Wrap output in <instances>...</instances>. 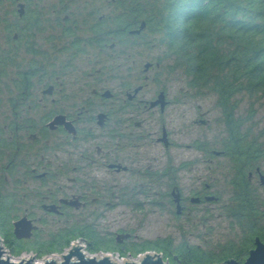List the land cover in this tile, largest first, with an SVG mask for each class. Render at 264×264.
<instances>
[{
	"label": "flooded vegetation",
	"instance_id": "obj_1",
	"mask_svg": "<svg viewBox=\"0 0 264 264\" xmlns=\"http://www.w3.org/2000/svg\"><path fill=\"white\" fill-rule=\"evenodd\" d=\"M16 2L17 12L24 5L21 17L18 12L21 30L9 29L7 69L0 71L7 93L3 106L0 102V178L4 176L10 204L4 219L19 247L36 255L73 247L134 253L147 242H139L125 227L113 230L104 223L117 209H123L122 216L127 210L140 212L142 192L153 189L149 195L156 197V188H162V202L149 204L166 208L175 234L152 244L165 245L178 264H184L177 255L182 250L216 253V247L191 246L186 239L195 226L213 233L215 221L224 217L241 234V242L232 246L234 256L224 261L245 264L250 251H256V237L264 245V137L239 138L247 151L236 157L227 113L217 105L226 131L219 143L197 141L192 146L200 152L197 158L166 155L160 169L152 164L156 158H149L154 145L167 153L178 148L173 135L179 128H168L162 119L171 124L172 117L180 118L181 135H186L185 123L207 127L212 113L171 102L163 87L152 98H141L147 83L140 85L135 48L150 32L162 33L150 31L147 20L134 13L142 2L159 0H55L34 10L30 0ZM20 49L26 59L18 70L14 58ZM117 60L132 63L125 77L117 74L118 66L107 65ZM154 67L160 65L148 63L145 73ZM221 159L228 168L223 186L204 173L205 162ZM194 171L189 188L187 174ZM133 176L138 182L130 181ZM21 220L32 232L19 240L13 224ZM173 237L181 243L174 246Z\"/></svg>",
	"mask_w": 264,
	"mask_h": 264
},
{
	"label": "trees",
	"instance_id": "obj_2",
	"mask_svg": "<svg viewBox=\"0 0 264 264\" xmlns=\"http://www.w3.org/2000/svg\"><path fill=\"white\" fill-rule=\"evenodd\" d=\"M135 15L146 19L150 31L162 33L166 58L173 57L171 71L182 70L188 86L217 95L218 105L227 113L229 132L235 137L232 150L236 157L247 151L241 133V121L234 110L241 94L264 99V0H159L144 4ZM127 23V20H125ZM5 54V53H4ZM6 55L1 59L5 69ZM4 176L0 178V228L5 246L16 256L27 250L19 247L10 234V221L5 220L9 199ZM164 244V243H163ZM69 245V244H68ZM90 253L115 252L94 247ZM156 251L164 260L178 264L166 246L147 244L135 255ZM61 252V251H60ZM124 257L126 252H115ZM54 253H42L49 255ZM131 254V253H130ZM184 264H216L234 256L232 246L221 253L204 254L198 250H182L177 254Z\"/></svg>",
	"mask_w": 264,
	"mask_h": 264
},
{
	"label": "rangeland",
	"instance_id": "obj_3",
	"mask_svg": "<svg viewBox=\"0 0 264 264\" xmlns=\"http://www.w3.org/2000/svg\"><path fill=\"white\" fill-rule=\"evenodd\" d=\"M54 1L55 0H30V3L31 8L34 10V8L36 7L44 9L48 4H51ZM21 24L22 21L20 20L17 12V2L15 0H0V65L1 59L5 55L4 53L7 50L8 45H10L9 37H7L9 29L11 28V30L13 31L12 33L18 32L21 30ZM144 38L140 39L139 46L135 48L136 51H139L140 55L138 67L136 68V72L140 74V85H145L147 83V87L141 93V98L143 96L146 100H148L155 95L157 90L163 87V89L167 90V92L169 93V99L171 102L188 103L190 107L194 108L202 106L204 111L211 110L212 112L211 116H209V119H211L210 125L207 127H197L193 124L187 126V123H185V130L187 129L186 135H181L180 126H178V123H181L183 120H181L180 118L177 119L176 117H172L171 125L168 123L167 119H162V122L167 124V127L170 129H174L173 126H177V128H179V132L176 129L175 134L173 133V139L174 142H176V144L178 145V148L172 149L171 153L165 152L164 148H161L157 145H154L153 149L151 150V155L149 156V158L150 160H153V157H155L156 159L152 164L154 167L160 169L164 165L166 155L173 154V156H179L180 158L178 159L187 158L190 161L194 160L193 158H197V156L200 155L199 151L197 152L196 149L192 148V146L195 145L197 141L202 144L211 140L214 141V144L219 143L222 138L225 137L226 131L224 120L220 115V108L217 106V95L208 90H202V92L199 94H195L196 91L194 90L187 91V88L189 86L187 85L188 82L182 70H176L173 72L169 69V66L172 65L174 61L173 57L166 58L165 52L167 49L164 45H162L163 43L160 41L162 38V34H154L150 32ZM23 59H26V57L24 56L23 51L20 49L16 53V57L14 58V64L18 70L21 69L20 61H22ZM148 63H151L154 66H156V64H159L160 67H154V69L147 74L144 70L145 66ZM107 65L118 66L117 69L119 73L117 72V74L119 75V77H125L127 72H129V66H131L132 63L117 60L115 62L109 61ZM2 70L3 69H1L0 67V71ZM10 70L15 71L13 67L12 69L10 68ZM145 78H149V81H146ZM119 80L120 79H118V81ZM5 82L6 80H4V78H0V90H2L0 91V102L2 103V106L7 98V93L5 91ZM184 91L187 92L186 96H184ZM236 99L239 100L240 103L237 107L235 118L242 122L240 127L242 135H251L254 137L259 136V138L264 137V99L259 98V96H249L247 94H241L237 96ZM169 110L171 112H175L174 107H170ZM193 112L191 114V118L194 115ZM148 145L150 146V144ZM213 149L218 150V147L214 146ZM141 151V154H143V149ZM208 155L209 154L206 153L204 155V159H207ZM221 160L219 161H221L222 163L216 161L218 162L217 164L205 162L204 173L205 176H209L210 174L211 178L209 176L210 179L208 180H216L217 184L223 186L222 182L227 176L228 168L227 160ZM223 163L225 164V167H222L220 165ZM196 174V171L192 173L189 172V175L187 174L188 179H186V183L188 184L189 188L192 186L191 180L195 178ZM127 179L129 180V178ZM137 180L138 178L133 176L130 181L138 182ZM144 181V179H141L142 183ZM154 192L155 191L153 189L147 191L146 194L142 192V194L140 195V199L138 198L139 202L143 204V206L140 207V212L136 213L127 210L126 215L122 216V214H120L119 212L123 209H117L115 212H113L112 216H110L109 221L104 224L107 225L109 229L114 228L113 230H116L121 226L127 228L128 231H131L133 233V235H137L140 237L137 239L139 242H152L157 240L158 238L164 239L166 237L174 235V230L171 228V225H173V218L166 213V208L149 204L153 201L156 203L162 202L160 194L163 192V189L156 188V197H154V194L149 195V193ZM215 223L217 224V226L215 227L213 233L210 234H207L208 231L206 230L204 232L199 227L196 228V226L194 229L191 228L189 230L188 238L186 239L189 245L200 246L204 249H209V247H216L215 252L219 254L222 251H225L228 246H233L234 244H239L241 242L239 238L241 234L237 233V229L231 228L232 225L230 224V220L222 217L221 219L215 221ZM0 238L2 239V242H0V246H4L9 251V255L12 256V259L13 257L19 259L35 256L39 260H44L47 257L61 262L62 256L69 251L67 250L62 251L61 253H54L49 255H36L32 252L26 251L20 256H16L8 247L5 246L4 239L1 235V228ZM173 239H175L174 246H177L182 241L179 237H173ZM6 249H4V251H6ZM87 252L90 253L89 251ZM110 253H112V258L117 264L126 263L124 262L126 260L131 263H139L144 259L146 254H159L163 257V254L161 253L151 251L147 253H140L137 255H135L134 253H128L124 257H121L124 258V260H122L121 258L117 257L118 253ZM164 261L168 264H171L167 260Z\"/></svg>",
	"mask_w": 264,
	"mask_h": 264
},
{
	"label": "water",
	"instance_id": "obj_4",
	"mask_svg": "<svg viewBox=\"0 0 264 264\" xmlns=\"http://www.w3.org/2000/svg\"><path fill=\"white\" fill-rule=\"evenodd\" d=\"M20 1V0H15ZM18 12L20 17L24 13V5L19 4L18 5ZM145 27V23L142 25L141 29ZM148 68V66L146 67ZM162 98L159 100L161 101ZM158 103V102H157ZM14 226V235L17 239H26L31 236L32 229L29 228V223L26 221H19L13 224ZM257 241V248L255 253L253 251H250V257L247 260L245 264H264V245L260 244L258 242V239L256 237ZM0 242H2V239L0 238ZM5 247L0 246V264H35V260L31 258L30 260H22L21 262H13L8 255H6L4 251ZM84 249L81 247H73L71 248L67 253H65L62 256V261L58 262L57 260L51 259L47 260L44 264H117L115 261L112 260L110 256H106L103 258H90L87 257V255L83 252ZM177 257L175 256V260ZM125 264H168L163 260V257L159 254L151 255L146 254L144 259L139 263H131L126 262ZM221 264V263H216ZM224 264H237L234 260H228L224 261Z\"/></svg>",
	"mask_w": 264,
	"mask_h": 264
},
{
	"label": "built area",
	"instance_id": "obj_5",
	"mask_svg": "<svg viewBox=\"0 0 264 264\" xmlns=\"http://www.w3.org/2000/svg\"><path fill=\"white\" fill-rule=\"evenodd\" d=\"M6 249V248H5ZM7 252H8V255H9V251L6 249V251H5V253H6V255L5 256H7ZM83 252L87 255V257H90V258H103V257H106V256H110L111 258L113 257L112 256V253H110V252H99V253H88L87 252V250H83ZM8 257H10V259L13 261V262H16V263H18V262H21L22 260H23V258H19V259H16V258H14L13 257V259H12V256H8ZM34 257V258H33ZM33 257H29V260L31 259V258H33L34 260H35V264H44L47 260H51V258H45L44 260H39V259H37L35 256H33ZM117 257H119V258H121V256L118 254V256ZM25 258V257H24ZM122 260H124V258H121ZM112 260H113V258H112ZM114 261V260H113ZM124 262H129V261H124ZM123 264H125V263H123Z\"/></svg>",
	"mask_w": 264,
	"mask_h": 264
},
{
	"label": "bare ground",
	"instance_id": "obj_6",
	"mask_svg": "<svg viewBox=\"0 0 264 264\" xmlns=\"http://www.w3.org/2000/svg\"><path fill=\"white\" fill-rule=\"evenodd\" d=\"M10 258V257H9ZM24 260H29V258L27 257V258H23Z\"/></svg>",
	"mask_w": 264,
	"mask_h": 264
}]
</instances>
